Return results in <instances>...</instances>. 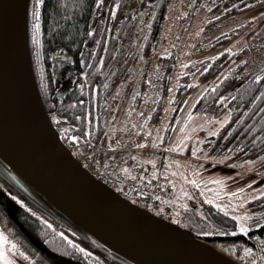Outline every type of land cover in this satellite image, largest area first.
<instances>
[{
    "label": "trees",
    "instance_id": "1",
    "mask_svg": "<svg viewBox=\"0 0 264 264\" xmlns=\"http://www.w3.org/2000/svg\"><path fill=\"white\" fill-rule=\"evenodd\" d=\"M170 1L120 0V7L113 19L109 15V8L95 5L94 0H45L41 6V26L37 35L40 43L37 45L33 44L31 38L34 20L31 15L33 0H30L28 46L37 89L45 111L76 124L79 130L88 128L92 145L102 147L110 107L116 101L112 116V121H116L128 88L146 71L140 72L142 61H148L151 57ZM203 1L205 0H194L193 7ZM208 1L212 9L220 0ZM222 2L227 3L229 0ZM103 10L104 17L112 18V23L108 21L104 25V21L100 22L98 17H101ZM239 10L234 6L232 10H227L221 15V18ZM141 12L143 15H140ZM90 29H94L91 36L87 35ZM138 32L136 45L135 37ZM88 46L92 47L91 53L86 52ZM63 51L74 59L77 79H73L74 75L71 74L62 81L54 74L53 54ZM240 55L242 54H235V59H239ZM229 56L222 53L209 64L210 69L202 74V78L214 75L220 80L203 93L193 110L203 112L209 118L231 110V119L215 136L213 143L219 144L218 151L227 150L236 159H253L264 154V112L261 111L264 109V98L257 99L264 93V65L257 73L242 80L243 73L240 74L235 69L228 72L232 66ZM162 60L173 62V55L169 54ZM147 67L148 63L144 69ZM166 67L169 68L170 65L166 64ZM236 67L243 71V64ZM257 75H261V81L255 79ZM160 80L165 88L167 77L164 76ZM67 83L70 84L69 87ZM141 86L142 83L139 89ZM63 87L66 88L65 92L56 95ZM183 87L185 85L178 87L177 104L182 102L188 91L187 86L185 89ZM116 90L121 93L118 100ZM221 96L225 98L223 101H220ZM254 100L255 103L252 102ZM162 104V98L155 101L149 124L158 121ZM76 117L81 119L77 120ZM42 201L43 204L40 205L28 197V202H24L22 208L18 207L20 225L4 230L9 239L17 243L19 251L28 253L33 264H100L101 261L103 264H131L102 246L45 199L42 198ZM247 206L251 213L264 215V198L250 201ZM203 209L205 215H200L181 206L179 210H174L177 213L174 219H171L174 211L165 215L159 211L157 214L190 229L197 237L211 243L223 239L228 242L242 241L248 246L249 234L264 231V228L256 229L250 226L247 236L241 233L233 235V221L230 217L212 205ZM40 217L52 227L42 223ZM259 218V215L253 216L254 220ZM211 228L222 231L223 235H211ZM59 232H63L81 247L88 248L92 255L85 257L69 245L64 237L58 235ZM96 257H99V260Z\"/></svg>",
    "mask_w": 264,
    "mask_h": 264
},
{
    "label": "rangeland",
    "instance_id": "2",
    "mask_svg": "<svg viewBox=\"0 0 264 264\" xmlns=\"http://www.w3.org/2000/svg\"><path fill=\"white\" fill-rule=\"evenodd\" d=\"M241 1L229 0L223 3L220 0L212 9L208 0L195 7H193L194 0H171L168 3L156 46L150 59L142 61L143 70L140 69V72L146 71L128 88L116 121H112L114 113L112 105L116 106V101L110 107L103 137L104 144L100 147L107 152L101 154L102 156L96 155L91 159L93 151L100 148L92 145L88 128L79 130L76 124L55 114L61 118L58 123L53 122L55 125L70 129L69 135L80 138L78 142L66 138L64 140L71 144L75 153L85 160L88 166L95 169L97 175L108 168L116 170L117 160L124 156V152L120 150L138 148L148 131L152 130L154 143L168 151L163 170L170 177L178 210L187 204L191 211L205 215L203 208L207 205L215 207V204H208L205 196L200 195L201 192L213 198L216 190L234 191L237 187H244L251 181L255 183L251 184L250 189L245 188V196L250 192L255 194L261 190V186L264 185V154L253 159L239 160L227 150L218 151L219 144L213 143L217 134L210 133L219 126V121L229 114L228 110L211 118L203 112L193 110L202 97L201 93L203 94L220 80L214 75L202 78V74L205 69L207 71L210 69L209 64L222 53L230 55L232 66L228 72L235 69L236 72L243 73L242 80L257 73L264 65V0ZM234 6L237 10H241L221 18V15L227 10H232ZM104 16L105 10L102 11L101 17H98L101 23L104 21ZM138 36L139 32L135 37L136 45H138ZM91 51H93L92 47H86L87 53ZM164 52L173 55V62L168 63L162 60L167 56L161 55ZM237 53L242 54L239 59L234 57ZM147 63L148 67L144 69ZM166 64L170 67H166ZM238 64H243V71L238 70L236 67ZM167 70L168 73H166ZM164 76L167 77L165 88L160 80ZM141 83L142 86L139 89ZM181 85H185L183 89L187 86L188 91L182 102L177 104L178 87ZM115 94L118 100L120 91L116 90ZM159 98L163 100L161 115L156 123L149 124L151 111ZM185 136L189 139H184ZM174 145H177L179 150L173 147ZM193 150L196 151L195 156L192 155ZM108 156L110 157L107 158ZM249 160L253 163L248 164ZM140 161L149 160L142 158ZM176 173H182V175ZM225 177L228 179L223 180L225 185L223 189L208 182ZM192 179H196L198 183L203 181V183L197 188L189 183ZM121 189L123 193L130 196L124 188ZM207 189L213 191L207 192ZM119 192L122 194L120 190ZM185 192L188 195H184ZM216 202L226 206L231 203L224 196L219 197ZM246 210L250 212L247 204L239 205V212L243 213ZM176 211L171 219H174ZM232 211L235 212V210ZM210 233L214 236L223 235L222 231L215 228H211ZM212 242L220 248L228 245V241L223 239ZM231 242L244 247L242 241ZM12 254L14 256V253ZM17 258L24 259L19 255ZM26 264L33 263L29 260Z\"/></svg>",
    "mask_w": 264,
    "mask_h": 264
},
{
    "label": "water",
    "instance_id": "3",
    "mask_svg": "<svg viewBox=\"0 0 264 264\" xmlns=\"http://www.w3.org/2000/svg\"><path fill=\"white\" fill-rule=\"evenodd\" d=\"M28 7L29 0H0V161L10 178L131 264H238L190 229L116 193L73 158L39 96Z\"/></svg>",
    "mask_w": 264,
    "mask_h": 264
},
{
    "label": "snow or ice",
    "instance_id": "4",
    "mask_svg": "<svg viewBox=\"0 0 264 264\" xmlns=\"http://www.w3.org/2000/svg\"><path fill=\"white\" fill-rule=\"evenodd\" d=\"M44 2H45V0H33V5H32V9H31V15H32L33 20H34V23L32 24L31 38H32L33 44H37V45H39V43H40V41L37 39V35L40 31L41 6L44 4ZM94 2H95V5L102 7L103 4L105 3V0H94ZM119 7H120V0H115V3L113 5H111V7L108 9L109 15L113 19H115L116 15H117V10ZM140 15H143V13L141 12ZM153 15H155V13H153ZM254 18L255 17H253V19ZM93 31H94V29H90L88 31L87 35L91 36L93 34ZM161 55H168V53L164 52V53H161ZM218 55H220V54L218 53ZM81 63H83V61H81ZM205 71H207V69H205ZM82 75H83V73H82ZM255 79L257 81H261L262 77H261V75H257L255 77ZM201 95H203V94L201 93ZM261 98H264V93H261V95L257 97L258 100ZM224 99L225 98L223 96L220 97V101H223ZM217 102H219V101H217ZM252 102L255 103L256 101L254 100ZM261 111L264 112V109H261ZM246 114H247V112L245 111V115ZM60 119L61 118L56 116V115H53L51 117V120L53 122H57V123L59 122ZM76 119L79 120L81 118L76 117ZM229 119H231V110H229V114L226 115L224 117V119L219 121V126L210 134L211 135L218 134L220 131V128H222L225 124H228ZM185 123H187V121H185ZM69 131H70V129L61 127L59 129L60 138L61 139L66 138L70 141L78 142V140L80 138L76 135H69ZM184 139H189V137L185 136ZM173 147L178 148L177 145H174ZM178 150H179V148H178ZM192 155H194V156L196 155L195 150H193ZM206 159H208V158L206 157ZM151 163L154 164L155 161H151ZM247 163L252 164L253 161L249 160ZM122 171L128 172V169L125 167L122 169ZM176 174L182 175V173H176ZM165 175H167V173H165ZM224 179H228V178H226V177L225 178H216V179L210 180L208 182L213 184V185H217L219 189H223L225 187V185L223 183ZM189 183H191L192 185H194L198 188V187H200V184L203 183V181L198 183L196 179H192L191 181H189ZM254 183H255V181H251L249 184H246L244 187H237L234 191L216 190L215 197H213V198H209V196H206L204 192L200 193V195L205 196V200L208 204H215V207L218 210H220L221 212H224L228 217H230L232 219V221H233L232 234L233 235H235L236 233H241V234L247 236L249 234L250 226L253 228H256V229L264 228V215H261L259 213H251L247 210L244 211L243 213L239 212V205L248 204L250 201L257 200L258 198H264V185L261 186V190L258 193L252 194L250 192L247 196L244 195L245 188L250 189L251 184H254ZM173 187H175L174 184H173ZM206 191L211 192L213 190L207 189ZM141 195H146V193H141ZM184 195H188V193L185 192ZM221 196L226 197L228 200L231 201V203L227 206L222 204V203H217L216 200ZM19 203L23 204L24 202L22 200H20ZM25 207H26V205H25ZM149 207H150V205H149ZM184 207L188 208V205L185 204ZM232 210H235V212ZM29 211H31V209H29ZM33 215H36V213H33ZM257 215L260 216L259 220H254L253 216H257ZM40 220L42 223L46 224L48 227H52L50 224H48V222L46 220H44L43 217H40ZM58 235H60L61 237H64V239L67 240L69 245H71L73 248H75L78 252L83 253L85 257L92 255V253L89 251L88 248L81 247L79 244H76L73 240H71L67 236H65V234L63 232H59ZM235 249H236V245H231V246H228L227 250L235 251ZM252 251H253V249L251 247H247V246L243 247V253H244V256L246 259L251 255ZM11 253H18L19 256H22L27 260H31V257L28 256V254L26 252L19 251V248H18V245L16 242L9 239V237L5 234V232L3 230H0V264H18L17 259H14L13 256L11 255ZM96 259L99 260V257H96ZM259 259L261 261H264V256L259 257ZM100 264H103V261H101ZM251 264H256V260L255 259L251 260Z\"/></svg>",
    "mask_w": 264,
    "mask_h": 264
},
{
    "label": "built area",
    "instance_id": "5",
    "mask_svg": "<svg viewBox=\"0 0 264 264\" xmlns=\"http://www.w3.org/2000/svg\"><path fill=\"white\" fill-rule=\"evenodd\" d=\"M59 126L57 131L59 133ZM60 134V133H59ZM75 153V150L72 149ZM136 151L142 156H153L158 159L157 171L152 178L139 177V169L135 170V175L130 178H125L123 175L114 174L111 170L103 171L101 174H96L102 182H104L109 187L122 186L125 189H134L137 194L142 197V202H140L142 207L149 208L150 211L153 209V203H167L171 197L170 185L168 177L161 173V163L166 151L160 147H155L152 144V134L149 133L146 138V143L144 146L137 148ZM76 158L82 159L78 154H75ZM141 193H146V195H141ZM150 205V207H149ZM173 207V205H169ZM249 240L253 244L254 251L246 259L243 250L240 246L236 245L235 251L227 250L228 244L223 248L222 252L228 256L237 257L241 264H250L251 260L255 259L256 264H264L259 257L264 256V232L254 233L249 237Z\"/></svg>",
    "mask_w": 264,
    "mask_h": 264
},
{
    "label": "flooded vegetation",
    "instance_id": "6",
    "mask_svg": "<svg viewBox=\"0 0 264 264\" xmlns=\"http://www.w3.org/2000/svg\"><path fill=\"white\" fill-rule=\"evenodd\" d=\"M115 0H105L103 8H110L113 5ZM241 2H244L243 0ZM240 2V3H241ZM101 7V6H100ZM112 23V18L104 17V25L106 22ZM111 27H109L110 31ZM54 56V74L58 76L59 80L65 81L71 74L74 75L72 78L77 79V69L75 68V61L70 56L65 54V51L62 53L53 54ZM75 68V74L74 69ZM65 79V80H64ZM70 84L67 83V87ZM65 89H60L56 95H61L65 92ZM60 92V93H59ZM59 93V94H58ZM9 168L0 161V230H5L8 228H14L20 225L21 220L18 216L20 210L18 207H23V204H20L19 201L28 202V197H31L32 200H35L40 205L43 204L42 197H40L34 190L30 188H23L16 184L8 175ZM15 198V199H14ZM2 209V210H1ZM3 223H6V225ZM5 232V231H4ZM25 252V251H23ZM12 254V253H11ZM28 254V253H27ZM13 255V254H12ZM16 255V258H14ZM17 254L14 253L13 258L17 259L18 264H26L29 260L23 258H17Z\"/></svg>",
    "mask_w": 264,
    "mask_h": 264
},
{
    "label": "bare ground",
    "instance_id": "7",
    "mask_svg": "<svg viewBox=\"0 0 264 264\" xmlns=\"http://www.w3.org/2000/svg\"><path fill=\"white\" fill-rule=\"evenodd\" d=\"M81 161H83L82 159H80ZM165 215V214H164Z\"/></svg>",
    "mask_w": 264,
    "mask_h": 264
}]
</instances>
